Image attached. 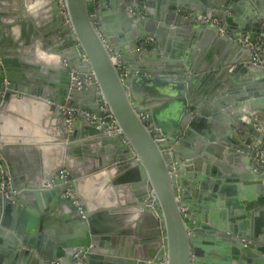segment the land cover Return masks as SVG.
<instances>
[{"label":"water","instance_id":"95a60500","mask_svg":"<svg viewBox=\"0 0 264 264\" xmlns=\"http://www.w3.org/2000/svg\"><path fill=\"white\" fill-rule=\"evenodd\" d=\"M202 1L0 0V264H264V0Z\"/></svg>","mask_w":264,"mask_h":264},{"label":"built area","instance_id":"2783aa9c","mask_svg":"<svg viewBox=\"0 0 264 264\" xmlns=\"http://www.w3.org/2000/svg\"><path fill=\"white\" fill-rule=\"evenodd\" d=\"M65 23H68L67 22V19L65 18ZM201 21L202 23H207V20L204 19V18H201ZM213 23H216L217 20H213L212 21ZM244 41L245 42H248L249 41V37H246L244 38ZM252 47L254 49H257V50H260L263 54V59H264V41L262 40H258L257 42H255L254 44L252 43ZM101 110L103 111L104 115L98 120V119H95V117L89 113V112H80L78 109H72L70 112H69V115L70 116H75L77 114L83 116V117H86V118H90L92 117L94 119V123L96 124V126L100 127V126H103L104 124H106L108 121L110 123V128H112V133H117V129L115 128V122L111 116L110 113H108L107 111V107H106V104L104 102H102L101 104ZM262 154V153H261ZM67 174V170L66 169H62L59 174L57 176H55L54 180H53V183L55 185H59L57 183V180H64L66 179V175ZM10 179H6L4 178V176L2 177V180H1V189L4 190V187L7 185V186H10ZM63 197H72V190L70 188H68L66 190V192L63 194Z\"/></svg>","mask_w":264,"mask_h":264},{"label":"crops","instance_id":"0c3cea01","mask_svg":"<svg viewBox=\"0 0 264 264\" xmlns=\"http://www.w3.org/2000/svg\"><path fill=\"white\" fill-rule=\"evenodd\" d=\"M196 2H198V3H200V4H202V0H196ZM188 16H190V15H188ZM10 40H12V38H10V39H7V42H12V41H10ZM36 54V53H35ZM51 54H47V53H45V52H43V51H38L37 52V54L34 56L35 58H37V59H39V60H44V59H46V58H48L49 56H50ZM145 106L146 107H148L149 106V104H145ZM31 111V110H30ZM165 114V113H164ZM167 114H168V112H167ZM167 114H165V115H167ZM56 143L57 144H60V141L59 140H57L56 141ZM213 164H216L217 165V163H213ZM108 189V188H107ZM109 191H111L112 192V189H109ZM247 193H252V191L251 190H247L246 191ZM106 195V194H105ZM105 195L104 196H102V199H105L106 200V198H105ZM125 194H122L121 196H123L122 198H124L125 199V196H124ZM113 197L114 198H116L117 200H119V197H118V195H117V197L113 194ZM120 220V219H119ZM133 221V220H132ZM139 221V220H138ZM129 223H130V221H128ZM127 222V223H128ZM135 223H136V225H139L138 223L139 222H137V220L136 221H134Z\"/></svg>","mask_w":264,"mask_h":264}]
</instances>
